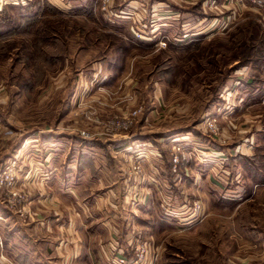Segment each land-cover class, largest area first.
Segmentation results:
<instances>
[{"label":"rangeland","instance_id":"1","mask_svg":"<svg viewBox=\"0 0 264 264\" xmlns=\"http://www.w3.org/2000/svg\"><path fill=\"white\" fill-rule=\"evenodd\" d=\"M38 1L0 0V217L68 237L37 241L33 264L65 249L69 264H117L139 241L152 264H264V60L237 66L243 43L264 45L263 0ZM246 139L254 161L237 162ZM50 152L64 177L41 180ZM106 220L107 261L66 227Z\"/></svg>","mask_w":264,"mask_h":264},{"label":"crops","instance_id":"2","mask_svg":"<svg viewBox=\"0 0 264 264\" xmlns=\"http://www.w3.org/2000/svg\"><path fill=\"white\" fill-rule=\"evenodd\" d=\"M53 5V3H51ZM55 6V5H53ZM57 7V6H56ZM58 8V7H57ZM256 9L261 10L260 13H262V17L264 16V0L261 2L259 7ZM263 11V12H262ZM236 129V127H234ZM238 130V129H237ZM239 130H243L242 128H239ZM225 132V130H224ZM225 136V135H224ZM188 136L182 135L177 136L174 140H178L180 138H187ZM226 137V136H225ZM51 140L47 141L48 144H51ZM251 141L246 139L240 144L236 145V148L238 150L239 155L250 157L254 161V157L249 156L253 149V145H251ZM52 152L47 157H44L43 162L45 165V170H40V172H43V176L40 178L41 180H49L51 178L57 177L61 175L64 177V174L62 173V166L63 161L61 159H58L56 156L51 155ZM236 154V155H237ZM248 154V155H247ZM239 156H236V161L239 159ZM59 160V161H58ZM252 161V162H253ZM238 162V161H237ZM59 164V167H55L54 170L56 172L53 173V169L51 168L52 165L57 166ZM47 166V167H46ZM49 166V167H48ZM87 169H83L82 171L85 172ZM251 173V172H250ZM146 174V173H145ZM147 175V174H146ZM258 175V174H257ZM255 173H251L249 175V178L253 180V178L257 177ZM237 177H241L240 173H237ZM235 176V178H236ZM145 177V176H144ZM260 177V176H258ZM263 182V180H261ZM256 185H259L260 182H253ZM253 184V185H254ZM264 184V183H262ZM255 185V186H256ZM59 195L61 197L67 196V191H64L63 189L59 188ZM248 191V192H247ZM247 193L243 196L247 197H253L256 196V194L261 192V189L254 187L247 189ZM244 194V191H242ZM53 195L52 197H54ZM57 197V196H56ZM262 197L264 198V190L262 193ZM262 198V199H263ZM53 200V199H51ZM52 207L49 209L53 213L59 212L58 205L56 202H50ZM72 205L68 208L71 209ZM107 208H105L106 210ZM72 210V209H71ZM108 210V209H107ZM0 211H2V206H0ZM8 217L3 216L0 217V264H10L8 260L12 264H33L37 260V241H43L42 243L50 242L51 237H53V234H55V230H60V238L58 242L55 244V248L59 250L61 245H66L68 242V237H62L61 236V229L65 228V223H59V225H52L50 221H39L37 223H32L26 227H20L15 228L13 230L12 221H8ZM67 229H70L72 233L71 239H75V241H81L82 237H85V240H87L88 236H90L91 240L94 241L95 244L99 247L100 254L102 255V258L107 261L109 258V253L112 254L114 251H119V248H117L116 244L117 241L114 240V238H117L116 235H118V227L115 224H112L109 220L106 221H92L88 223L87 230H79L77 226H72V223H69V225L66 226ZM76 227V228H75ZM25 228V229H24ZM22 232V233H21ZM18 245V246H16ZM107 246V247H106ZM67 253L63 256V262L64 264H69L71 255L70 253L65 249ZM99 252V251H98ZM124 253V251H123Z\"/></svg>","mask_w":264,"mask_h":264},{"label":"built area","instance_id":"3","mask_svg":"<svg viewBox=\"0 0 264 264\" xmlns=\"http://www.w3.org/2000/svg\"><path fill=\"white\" fill-rule=\"evenodd\" d=\"M251 3L258 4L260 3V0H249ZM209 127L208 130L212 131L213 133H216V127H212L211 124L208 125ZM120 128H125V127H120ZM206 128V129H207ZM136 158V157H135ZM175 161H178L177 158H174ZM132 165L129 167V176L133 174V178L140 179L144 176L143 170L140 168V161H137L135 159L134 161H131ZM136 251H135V257L134 259H127L123 255H116L114 258L117 260V264H152L150 262V259H148V253L150 251L149 244L147 241H139V243L135 246ZM119 254V253H118ZM121 254V252H120Z\"/></svg>","mask_w":264,"mask_h":264},{"label":"trees","instance_id":"4","mask_svg":"<svg viewBox=\"0 0 264 264\" xmlns=\"http://www.w3.org/2000/svg\"><path fill=\"white\" fill-rule=\"evenodd\" d=\"M35 5L37 6V10L36 12L38 13L41 12L43 9L44 10H50V11H56L58 12L57 8H55L52 4L48 3L47 1H38L35 3ZM84 7H86L84 9ZM82 7L80 10L81 11H86L88 10L87 7L88 6H84ZM33 16V15H32ZM264 45H262L261 48H257V47H254V48H250L248 43H243L242 46L239 48L240 51H239V59H238V63H237V66H240L244 63H249L250 61L252 62L253 61H263L264 60V49H263ZM264 62V61H263ZM256 154H254L252 157H255ZM239 157L241 158H247L246 156H242V155H239ZM247 159H250V158H247ZM255 164V162H254ZM254 181L256 182H260V177L259 178H253Z\"/></svg>","mask_w":264,"mask_h":264}]
</instances>
